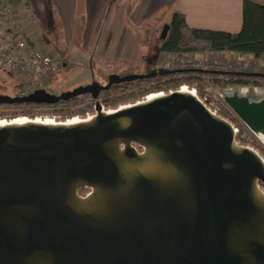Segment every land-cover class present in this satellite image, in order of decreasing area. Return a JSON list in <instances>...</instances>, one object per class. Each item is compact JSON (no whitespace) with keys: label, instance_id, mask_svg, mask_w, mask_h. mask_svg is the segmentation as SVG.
I'll return each instance as SVG.
<instances>
[{"label":"water","instance_id":"1","mask_svg":"<svg viewBox=\"0 0 264 264\" xmlns=\"http://www.w3.org/2000/svg\"><path fill=\"white\" fill-rule=\"evenodd\" d=\"M184 71L0 94V105L96 99ZM219 97L264 146V88ZM0 264H264V158L187 87L96 102L85 117L1 120Z\"/></svg>","mask_w":264,"mask_h":264},{"label":"crops","instance_id":"2","mask_svg":"<svg viewBox=\"0 0 264 264\" xmlns=\"http://www.w3.org/2000/svg\"><path fill=\"white\" fill-rule=\"evenodd\" d=\"M256 1L264 5V0ZM0 4L15 8L16 26L32 47L48 52L47 43L39 40L34 19L41 29L53 22L62 23L69 39L78 41L80 52L87 54L91 49L93 59L121 65L122 70L137 63L132 53L131 23L154 22L162 26L170 23L174 12H179L186 24L195 29L238 33L242 26V0H0ZM49 50L60 55L54 47ZM162 54L166 53L161 51ZM230 57L247 58L264 66L248 55Z\"/></svg>","mask_w":264,"mask_h":264},{"label":"trees","instance_id":"3","mask_svg":"<svg viewBox=\"0 0 264 264\" xmlns=\"http://www.w3.org/2000/svg\"><path fill=\"white\" fill-rule=\"evenodd\" d=\"M158 41L160 51L168 55L225 52L248 55L254 60L264 63V5L258 3L256 0H242V26L238 33L191 28L186 24L185 17L181 13L174 12L169 23V30L166 37L163 40L158 39ZM63 63H66L65 59ZM131 73H136V71L132 67H128L120 76ZM246 73L256 72L219 70L208 72L202 71L201 69H188V71L180 73L156 75L150 79L112 85L109 89L102 91L100 96L104 98L103 104L105 108L109 109L122 104L134 103L142 99L147 92H144L141 88L151 82H157L158 85L162 84L165 86V92L177 90L183 83L192 84L194 82L199 86L196 93L201 99L200 88L204 85L203 79L207 77L211 79L212 86L216 90L244 87L253 89L264 88V76H249ZM7 81H11V91L13 92L15 80L5 74L3 78H0V94L13 97L14 95L7 92L5 86ZM80 98L82 97H75L69 101H60L54 105H0V109L12 108L26 110L37 106H60L69 102H74ZM219 116L232 124L235 123V120L227 109H223V111L219 113ZM236 139L237 141L239 140L238 136H236ZM138 150L140 151L141 149L138 148ZM258 152L264 158V150L259 148ZM85 192H87V190L83 188L80 190L79 194Z\"/></svg>","mask_w":264,"mask_h":264},{"label":"built area","instance_id":"4","mask_svg":"<svg viewBox=\"0 0 264 264\" xmlns=\"http://www.w3.org/2000/svg\"><path fill=\"white\" fill-rule=\"evenodd\" d=\"M235 53L207 52L206 56L191 54L169 55L162 65L155 69H201L229 70V57ZM231 58V57H230ZM60 59L57 55L42 49L32 47L25 35L16 26V11L11 5L0 4V70L15 80L14 96H27L39 89H45L60 69ZM260 67V66H259ZM264 73V66H261ZM237 70H234V72ZM207 82V81H206ZM180 87L197 90V84L183 83ZM179 87V88H180ZM148 95L165 92V86L151 82L141 88ZM46 90V89H45ZM201 100L207 107L218 114L221 105L218 92L211 85H206L201 93ZM96 102L103 104V98H93L87 95L80 101H74L60 106L36 108L31 111L18 110L16 114H1L0 120L15 118L52 119L62 121L73 117H85L92 113ZM221 103V104H220ZM234 128L239 140L252 146L258 145L249 129L234 115ZM251 133V134H250Z\"/></svg>","mask_w":264,"mask_h":264},{"label":"rangeland","instance_id":"5","mask_svg":"<svg viewBox=\"0 0 264 264\" xmlns=\"http://www.w3.org/2000/svg\"><path fill=\"white\" fill-rule=\"evenodd\" d=\"M21 16L22 17H20V19L22 21L23 15ZM162 18L164 19V15H162ZM34 22H35L34 25L36 31L40 35L39 36L40 42L42 44L43 42L47 43L45 45V47L47 48L46 50L50 52L49 48L54 47L57 49L58 53L60 54V55L54 54L57 55L61 61L60 69L58 73L52 78L48 87L45 88L47 91L51 93L58 94L61 91L72 90L77 86L87 85L93 81L104 85L107 82L108 75L110 74L121 75L128 68L127 66L126 69L122 70L121 65L118 66L115 64L107 63L105 61H97L96 59H93V52L91 49H89L87 54L80 52L79 48L76 45L78 41L69 39V35L64 30L62 23L53 22V24H49L47 28L41 29L39 23L35 19ZM159 25L160 24L158 23L154 24V22L143 25L135 24V23L130 24V27L133 30L132 53L134 56H136L137 59V63L135 64L136 66L132 68L136 71V73H147L149 72L150 69H154V67H159L160 65H162L163 62H165L167 58H169V55L167 54L161 55L158 39L160 37L161 30L165 24H163L162 26ZM78 53L80 55H76ZM72 54H74L73 57ZM191 55H196V54L193 53ZM197 55L206 56V53L197 54ZM64 59L66 60L67 64L63 63ZM228 59L231 67L228 68L229 70H225V71L237 70L235 72H263L262 67L255 65V63H253L251 60L247 58L238 59L237 57H233V58L229 57ZM148 67L151 68L149 69ZM4 76L5 74L0 70V78H3ZM203 83L204 85L202 88H200V93H203V89L206 85L212 86L211 79L209 77L204 78ZM11 85H12L11 81H7L5 83L7 92L9 94L14 95V92L11 91L12 90ZM198 87L199 86L197 84V89ZM233 89L235 88L223 89V91L230 92ZM238 89L242 94H246L250 90L253 91L254 94H259L263 88L253 89V88L244 87ZM219 91L220 90H216V92H218V95H219ZM86 96L87 95L81 96L82 98L76 101H80L84 99ZM220 101L224 104V107H222L221 105L220 111L222 112L223 109H227L229 113L232 115L233 114L232 111L225 105V103L222 100ZM103 102H104V98H103ZM45 107H51V106H37L33 108H28L26 110L31 111L36 108H45ZM18 110H23V109L1 108L0 115L16 114L15 111ZM252 135L254 136L255 141L258 143V145L252 146L251 144H247L245 142L238 140L239 144L250 146L256 149L257 151L259 148L264 150V146L260 142V140L253 133L251 134V136Z\"/></svg>","mask_w":264,"mask_h":264},{"label":"bare ground","instance_id":"6","mask_svg":"<svg viewBox=\"0 0 264 264\" xmlns=\"http://www.w3.org/2000/svg\"><path fill=\"white\" fill-rule=\"evenodd\" d=\"M16 119V118H15ZM17 119H24V118H17ZM41 120H44V119H41ZM48 120H52V119H48ZM1 121V120H0Z\"/></svg>","mask_w":264,"mask_h":264},{"label":"flooded vegetation","instance_id":"7","mask_svg":"<svg viewBox=\"0 0 264 264\" xmlns=\"http://www.w3.org/2000/svg\"><path fill=\"white\" fill-rule=\"evenodd\" d=\"M93 82H95V81H93ZM93 82H91V83H93ZM90 84V83H89ZM106 84V83H105ZM103 85V84H102ZM70 103V102H69Z\"/></svg>","mask_w":264,"mask_h":264}]
</instances>
